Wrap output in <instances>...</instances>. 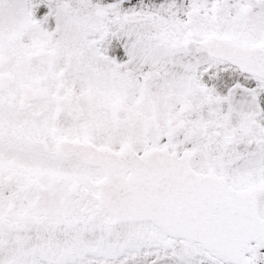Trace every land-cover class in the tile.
Listing matches in <instances>:
<instances>
[{"label": "snow or ice", "instance_id": "obj_1", "mask_svg": "<svg viewBox=\"0 0 264 264\" xmlns=\"http://www.w3.org/2000/svg\"><path fill=\"white\" fill-rule=\"evenodd\" d=\"M0 264H264V0H0Z\"/></svg>", "mask_w": 264, "mask_h": 264}]
</instances>
